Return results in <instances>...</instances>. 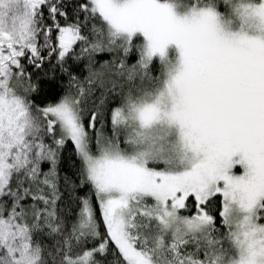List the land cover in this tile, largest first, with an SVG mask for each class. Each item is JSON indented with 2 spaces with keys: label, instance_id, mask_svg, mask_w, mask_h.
Returning <instances> with one entry per match:
<instances>
[{
  "label": "snow or ice",
  "instance_id": "obj_1",
  "mask_svg": "<svg viewBox=\"0 0 264 264\" xmlns=\"http://www.w3.org/2000/svg\"><path fill=\"white\" fill-rule=\"evenodd\" d=\"M0 264H264V0H0Z\"/></svg>",
  "mask_w": 264,
  "mask_h": 264
}]
</instances>
